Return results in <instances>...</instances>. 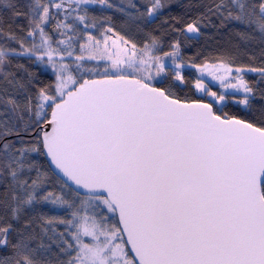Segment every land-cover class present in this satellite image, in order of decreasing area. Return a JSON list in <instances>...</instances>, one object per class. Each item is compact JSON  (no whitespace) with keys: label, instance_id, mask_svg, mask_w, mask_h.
I'll list each match as a JSON object with an SVG mask.
<instances>
[{"label":"snow or ice","instance_id":"obj_1","mask_svg":"<svg viewBox=\"0 0 264 264\" xmlns=\"http://www.w3.org/2000/svg\"><path fill=\"white\" fill-rule=\"evenodd\" d=\"M174 4L175 35L146 30ZM209 27L230 48L185 60ZM253 45L264 0H0V264H264Z\"/></svg>","mask_w":264,"mask_h":264},{"label":"trees","instance_id":"obj_2","mask_svg":"<svg viewBox=\"0 0 264 264\" xmlns=\"http://www.w3.org/2000/svg\"><path fill=\"white\" fill-rule=\"evenodd\" d=\"M18 2L23 3L24 0H18ZM112 2L113 3H119V0H112ZM136 2L139 3L140 0H136ZM178 2L180 4H184V5H188V4L200 5V4H211L212 0H178ZM21 10H23V9H21ZM203 10L204 9H202V8L198 9L196 7H193L190 11V15H195L199 11H203ZM184 11H185L184 8L178 7L174 4L170 10L169 9L164 10V13H163V16L161 17V20H157L156 23L152 24L146 30L147 31H154L157 36H163L165 41H167L171 38V36H173L175 34L171 33L170 31H168L166 33L165 28L160 27L162 20L167 18L169 20V23L172 24V23H174V21L171 20V17L179 15V14H183ZM109 14H111V13H109ZM4 15H5L7 22L12 23V21L10 19H7L8 17L11 16V13H4ZM185 19L187 20V17ZM17 24H19L23 27L27 26L26 20H24L22 17L17 18L15 20V23H12V30L13 31L19 32V29L16 27ZM115 27L117 28V30L123 31V29H121V20L119 18V14H117ZM177 27H179V25H177ZM202 32L204 33V35L201 36L196 42H194L190 46L182 48V52H183V55L185 57V60L189 59L190 57L195 56L197 54V52H201V53H203V55L197 59V62L199 63V62L203 61L204 57L209 56L210 54L215 55L216 53H218L222 50L230 48V45L228 43L229 38L226 34V30H221V32L218 33V32H216L215 29L209 27V28L202 29ZM130 34H135L139 38V40L142 42V40H143V34L142 33H136L135 30L133 29V32ZM232 39H233V41H235V37H233ZM164 47H165V50H167V47H168L167 43H165ZM252 49L253 50L250 51L248 53V55L239 56L237 59V63L238 64H244V65H254L256 67L264 66V63H262V62H264V57H260V55H259V45H253ZM249 55L254 56L255 60H249V58H248ZM15 62L23 64L26 69L33 72L35 74V76L37 77L38 83L40 81L47 83V82H51L54 79V77L52 76L51 73H49L47 71H43L42 68H40L37 64L31 63L28 60V58H26V57H21V58H19L18 61H15ZM184 73L186 76H189V77H191L192 75L195 74L194 70L189 69V68H186L184 70ZM21 74H24V73L22 72ZM246 79L250 82V84L253 87H256L257 89L264 88V83L258 82V74L257 73H252L250 75H247ZM180 95L183 96L184 93L181 92ZM252 104H253V109H252V113H251L249 118L252 119L253 121H258L260 116H261L260 110L262 107H264V100L259 99V93L258 92H257V98L252 101ZM227 111H231L233 114H241V111H238V106H232L230 109H227ZM38 159L41 161L44 160L43 157H38Z\"/></svg>","mask_w":264,"mask_h":264},{"label":"rangeland","instance_id":"obj_3","mask_svg":"<svg viewBox=\"0 0 264 264\" xmlns=\"http://www.w3.org/2000/svg\"><path fill=\"white\" fill-rule=\"evenodd\" d=\"M48 30L51 32L52 31L51 27H49ZM39 67L42 68L43 71H47V72L51 73V69L50 68H45V67H42V66H39ZM193 70H194V73H195V69H193ZM250 74H252V73H249L247 75H250ZM204 79H205V81L208 84H210L212 86L213 90H219L218 84L216 82L212 81L210 77L205 76Z\"/></svg>","mask_w":264,"mask_h":264}]
</instances>
